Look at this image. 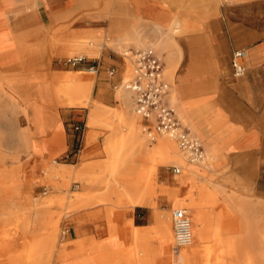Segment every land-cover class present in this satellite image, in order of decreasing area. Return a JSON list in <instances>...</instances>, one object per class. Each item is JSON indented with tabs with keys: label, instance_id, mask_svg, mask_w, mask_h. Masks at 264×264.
<instances>
[{
	"label": "crops",
	"instance_id": "0c3cea01",
	"mask_svg": "<svg viewBox=\"0 0 264 264\" xmlns=\"http://www.w3.org/2000/svg\"><path fill=\"white\" fill-rule=\"evenodd\" d=\"M0 25V131L13 137L0 143L9 149L0 150V264H28L42 245L40 257L54 264L61 235L50 204H65L70 180L77 188L68 207L77 211L66 224L75 237L60 243L112 241V264H210L213 255L212 264H243L246 254L260 264V213L251 204L264 180V0H0ZM123 49L161 59L166 101L214 167L170 163L174 145L134 111ZM241 51L245 72L235 76ZM78 52L99 71L89 102L70 106L56 87L82 71L62 64ZM69 107L88 110L80 151L60 163L56 155L72 144ZM57 164L66 170L56 173ZM48 185L46 196H33ZM179 195L195 206L193 242L174 254L170 211ZM99 253L88 251L93 261Z\"/></svg>",
	"mask_w": 264,
	"mask_h": 264
},
{
	"label": "built area",
	"instance_id": "2783aa9c",
	"mask_svg": "<svg viewBox=\"0 0 264 264\" xmlns=\"http://www.w3.org/2000/svg\"><path fill=\"white\" fill-rule=\"evenodd\" d=\"M125 55L133 57L131 77L125 82L132 94L134 111L161 134H167L176 140L190 162L199 163L204 157L201 143L194 139L175 117V109L166 101L169 85L163 76V63L151 49L127 50ZM244 52H236L232 57V68L235 76L245 72L242 64ZM71 65L84 64L85 70L91 73L99 71L97 60H85L84 57H72L67 61ZM110 75L115 73L113 68L108 70ZM84 122L78 121L71 125L72 144L65 154L67 158H74L81 148V139L84 131ZM146 130L151 133L150 127ZM173 223V253L177 254L182 247L190 244L192 239L190 218L184 208H175L172 211Z\"/></svg>",
	"mask_w": 264,
	"mask_h": 264
},
{
	"label": "bare ground",
	"instance_id": "6f19581e",
	"mask_svg": "<svg viewBox=\"0 0 264 264\" xmlns=\"http://www.w3.org/2000/svg\"><path fill=\"white\" fill-rule=\"evenodd\" d=\"M71 55L76 56V57H82L81 56L82 53L80 52L71 53ZM82 72L83 71L72 72L73 76L71 73H69L68 80L56 87V92L58 96L62 98L70 106L86 105L89 102V97H90V93L92 90L94 77L89 71H87L89 74H86V73L82 74ZM74 75H81V76L78 77ZM11 101H14V100L12 99ZM11 105L12 104H9L7 107H11ZM170 139L175 140L172 137ZM170 139L169 141L166 140V142L174 145V142ZM211 161H212V157L210 156V154H208L207 160L205 163L207 167H214V163ZM174 162L177 163L181 169L184 168L183 159L179 155H177ZM188 162L197 164L194 162H190L189 160ZM52 170L55 171L56 173H59L61 170H66V168L65 166H62L61 164H57V165L52 166ZM208 183L212 187H214L216 190L219 188V184H216L213 181H210ZM175 205L181 206L177 208H184L187 211L189 218H190V229H191L192 239H191L190 244L185 246V247H188L193 242V225H194V219L191 217L190 210L194 211L195 206L194 204L189 203L187 196L184 198L180 195L177 198ZM220 208L222 210L223 216L230 215L229 211H227V208L225 207L224 204H221ZM172 235H173V230H172ZM260 239H261L260 253H259L260 264H264V211L260 212ZM87 241H90V240H88V238H78L73 241H69L66 243H59V244H57L56 241H54L53 243V252H54L53 256L55 258L53 261L54 264H93V263L94 264H112V241L109 243H104V242L93 243V242H87ZM93 249L95 251L100 252L99 255L96 254L97 256L95 257L94 261L93 259L89 258V255H88V251L93 250ZM39 250L40 251H37V257L35 259L32 258L30 260L29 258H26L25 261L28 264H50L49 259L45 260L43 256L40 257L45 251L48 250V248H46L45 245H42L39 248ZM226 251L230 254V256L233 255L236 251V245H233V244L226 245ZM251 260H252L251 256H249V254H246V256L244 257L243 264H251Z\"/></svg>",
	"mask_w": 264,
	"mask_h": 264
},
{
	"label": "rangeland",
	"instance_id": "374dc122",
	"mask_svg": "<svg viewBox=\"0 0 264 264\" xmlns=\"http://www.w3.org/2000/svg\"><path fill=\"white\" fill-rule=\"evenodd\" d=\"M0 27H1V25H0ZM146 46H153L152 44H147V45H143V46H140V47H146ZM127 50H125V49H123V51H122V53H124V52H126ZM129 57H128V59H126V62H127V69H126V72L124 73V75H123V82H125V81H127L130 77H131V75H132V69H133V57L129 54L128 55ZM85 58V60H88L86 57H84ZM68 59V58H67ZM67 59L65 58V59H63V61H62V64L64 65V66H66L69 70H76V71H78V70H82L83 72H82V74L83 73H86V74H89L86 70H85V67H86V65H84L83 63L82 64H78V65H71L70 63H68V62H66L67 61ZM80 74V73H79ZM93 76L96 74V73H91ZM90 74V75H91ZM165 75H167L166 74V72L163 74V76H164V79L166 80V76ZM76 76H79V75H76ZM167 82V81H166ZM168 83V82H167ZM125 84V83H124ZM119 88V87H118ZM118 88H116L115 89V91H118L119 89ZM171 99H172V101L173 102H175V99L173 98V96L171 97ZM170 102L172 105H174V103L173 102ZM111 104H112V102H111ZM87 110H88V107H69V111H70V113H71V115H75V117L74 118H72L70 121H69V125H68V128H69V133L71 134V131H70V129H71V125L73 124V123H75V122H78V121H81V122H84L85 121V115H86V112H87ZM139 121H140V119H139ZM140 124V123H139ZM142 127H140V132L143 134V135H145L144 133L145 132H143V131H141L142 129H141ZM8 135V133H6V132H4V131H0V143H4V140L5 141H9V140H12L13 139V137L11 136V135H9V136H7ZM171 137H169L167 134H160V135H156V139L158 140V139H161L163 142H164V140H168L169 141V139H170ZM170 140H172V139H170ZM173 142H174V147H175V153L173 154H171V155H174L175 157H176V155H179L182 159H183V163H184V165H191V166H194L195 164H193V163H189L188 162V160H187V156H186V154L183 152V151H181L180 150V148L178 147V145H177V143L175 142V140H172ZM6 143V142H5ZM4 143V144H5ZM69 149H70V147H69ZM0 150H2V151H5V150H9V149H6V147H0ZM167 153H169V152H167ZM66 154V153H65ZM65 154H63L62 156H58V155H56V161L57 162H60V163H72V160L70 159V158H67V157H65ZM208 152H207V149H206V151L204 150V158L202 159V161L200 162V163H197L198 165H205L206 166V160H207V156H208ZM170 163H173V164H176V165H178L177 163H175V162H170ZM179 166V165H178ZM180 167V166H179ZM54 178H55V176H53ZM57 178H58V184L55 186L54 185V187L55 188H57V187H61L62 186V182H61V176H57ZM74 180H70L69 181V185H68V187L66 188V195H67V197H66V199H65V204H59V203H57V202H54V203H52V204H50V207H51V211H52V213H51V217H52V219L54 218L55 220H57V223H58V229H59V231H60V235H61V239H65V240H67V239H69V238H74L75 237V234H74V232H73V230H72V227L70 226V225H68V224H66V221H68V219H70L71 217H73L75 214H76V211L77 210H71L69 207H68V204H69V200H71V198H68V196L72 193V191H74V189H76L77 187H76V185H77V183H75V182H73ZM217 181V180H216ZM224 182V184H227L228 186H231V187H233V188H235V189H242L243 187H242V182H240V181H233V180H229V181H223ZM50 189H51V187L48 185V186H46V187H44V188H42V189H39V190H37V192L36 193H33V196H37V197H40V196H46L47 194H43L42 192H48V193H50ZM99 202H96V203H93V204H91L90 206H95L96 204H98ZM251 203H252V201H251ZM258 203H259V205H258ZM255 202V203H252L251 205L253 206V204H254V206H255V211L254 212H257V214H259L261 211L263 212L264 211V180H262L261 181V200L259 201V202ZM177 207H181V206H179V205H174L173 206V208L171 209V211H170V218H171V221H172V211L175 209V208H177ZM81 208H83V207H81ZM259 209V210H258ZM191 213V212H190ZM62 232H65V234H62ZM108 232H109V230H108ZM111 235V232H109V236ZM88 237V236H87ZM61 239L59 238L58 239V243H60V241H61ZM100 240H102V239H98V238H96V241H100ZM104 240V239H103ZM174 239H173V235H172V244H173V241ZM201 253H202V251H201ZM1 262L3 263V262H5L6 261V258H5V256H1ZM214 259H215V256L213 255V256H211L210 257V264H212V263H214ZM203 259L202 258H198V260H197V263L196 264H203ZM21 264H24V263H21Z\"/></svg>",
	"mask_w": 264,
	"mask_h": 264
}]
</instances>
